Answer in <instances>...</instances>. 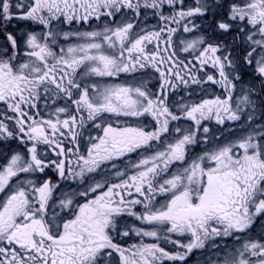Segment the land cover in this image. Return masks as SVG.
<instances>
[{"label":"snow or ice","instance_id":"obj_1","mask_svg":"<svg viewBox=\"0 0 264 264\" xmlns=\"http://www.w3.org/2000/svg\"><path fill=\"white\" fill-rule=\"evenodd\" d=\"M194 252L264 264V0H0V264Z\"/></svg>","mask_w":264,"mask_h":264},{"label":"flooded vegetation","instance_id":"obj_2","mask_svg":"<svg viewBox=\"0 0 264 264\" xmlns=\"http://www.w3.org/2000/svg\"><path fill=\"white\" fill-rule=\"evenodd\" d=\"M150 23H154V21H150ZM257 229H259V226H257ZM197 258H202V257H200L198 253L194 252L191 259L189 260V264H193L194 259Z\"/></svg>","mask_w":264,"mask_h":264},{"label":"rangeland","instance_id":"obj_3","mask_svg":"<svg viewBox=\"0 0 264 264\" xmlns=\"http://www.w3.org/2000/svg\"><path fill=\"white\" fill-rule=\"evenodd\" d=\"M199 260H202V258H197V259H194V262H193V264H198V261Z\"/></svg>","mask_w":264,"mask_h":264}]
</instances>
